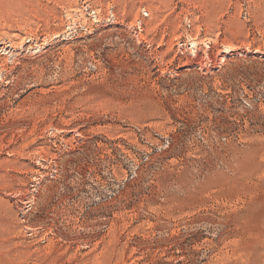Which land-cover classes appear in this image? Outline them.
Masks as SVG:
<instances>
[{"label":"rangeland","instance_id":"rangeland-1","mask_svg":"<svg viewBox=\"0 0 264 264\" xmlns=\"http://www.w3.org/2000/svg\"><path fill=\"white\" fill-rule=\"evenodd\" d=\"M0 264H264V0H0Z\"/></svg>","mask_w":264,"mask_h":264}]
</instances>
